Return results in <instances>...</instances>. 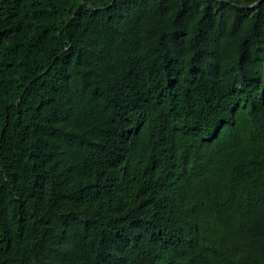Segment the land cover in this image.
<instances>
[{"label": "trees", "instance_id": "trees-1", "mask_svg": "<svg viewBox=\"0 0 264 264\" xmlns=\"http://www.w3.org/2000/svg\"><path fill=\"white\" fill-rule=\"evenodd\" d=\"M0 264H264V0H0Z\"/></svg>", "mask_w": 264, "mask_h": 264}, {"label": "water", "instance_id": "water-1", "mask_svg": "<svg viewBox=\"0 0 264 264\" xmlns=\"http://www.w3.org/2000/svg\"><path fill=\"white\" fill-rule=\"evenodd\" d=\"M260 3V2H259ZM258 4V3H257Z\"/></svg>", "mask_w": 264, "mask_h": 264}]
</instances>
